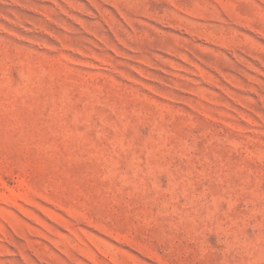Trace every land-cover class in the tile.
<instances>
[{
	"label": "rangeland",
	"instance_id": "1",
	"mask_svg": "<svg viewBox=\"0 0 264 264\" xmlns=\"http://www.w3.org/2000/svg\"><path fill=\"white\" fill-rule=\"evenodd\" d=\"M0 264H264V0H0Z\"/></svg>",
	"mask_w": 264,
	"mask_h": 264
}]
</instances>
